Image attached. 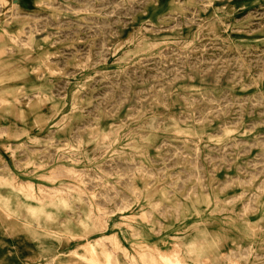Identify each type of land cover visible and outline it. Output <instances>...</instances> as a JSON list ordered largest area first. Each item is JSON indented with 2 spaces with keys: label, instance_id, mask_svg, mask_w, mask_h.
<instances>
[{
  "label": "rangeland",
  "instance_id": "rangeland-1",
  "mask_svg": "<svg viewBox=\"0 0 264 264\" xmlns=\"http://www.w3.org/2000/svg\"><path fill=\"white\" fill-rule=\"evenodd\" d=\"M0 240L264 264V0H0Z\"/></svg>",
  "mask_w": 264,
  "mask_h": 264
},
{
  "label": "crops",
  "instance_id": "crops-1",
  "mask_svg": "<svg viewBox=\"0 0 264 264\" xmlns=\"http://www.w3.org/2000/svg\"><path fill=\"white\" fill-rule=\"evenodd\" d=\"M12 2L19 4V5H23L25 6V3L27 2V0H11ZM14 240L16 241V243L22 248L25 245V240L22 237H18L17 239H12V244L14 242ZM11 241L7 240V243H5L4 240H0V264H22L24 263L23 261H21L22 259L25 261V257H22V259L20 260L19 257H14L13 255V247L11 245ZM5 243V244H3ZM24 250V248H22ZM15 258V259H14Z\"/></svg>",
  "mask_w": 264,
  "mask_h": 264
}]
</instances>
